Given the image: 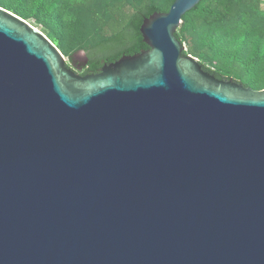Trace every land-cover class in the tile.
<instances>
[{
    "label": "water",
    "instance_id": "1",
    "mask_svg": "<svg viewBox=\"0 0 264 264\" xmlns=\"http://www.w3.org/2000/svg\"><path fill=\"white\" fill-rule=\"evenodd\" d=\"M199 2L83 76L0 8V264H264V89L184 55Z\"/></svg>",
    "mask_w": 264,
    "mask_h": 264
},
{
    "label": "trees",
    "instance_id": "2",
    "mask_svg": "<svg viewBox=\"0 0 264 264\" xmlns=\"http://www.w3.org/2000/svg\"><path fill=\"white\" fill-rule=\"evenodd\" d=\"M173 2L0 0V8L33 20L64 57L85 52L89 73L146 50L139 33L142 21L166 13ZM83 17L93 26H85ZM174 36L185 46L184 55L196 58L216 79H233L253 91L264 89V0H200L181 18Z\"/></svg>",
    "mask_w": 264,
    "mask_h": 264
},
{
    "label": "rangeland",
    "instance_id": "3",
    "mask_svg": "<svg viewBox=\"0 0 264 264\" xmlns=\"http://www.w3.org/2000/svg\"><path fill=\"white\" fill-rule=\"evenodd\" d=\"M68 13L71 14V16H72V14H75V16H76L77 11L75 12L72 9H70L68 11ZM83 22H84L85 26H89V27L93 26V24H90V22H88V20L85 21L84 17H83ZM29 23L33 26L35 25V22L33 20H29ZM65 60H66V64H68L69 67H72L73 65L82 64L85 60H87V54L83 51H77V52H74L73 54H71V58L65 57Z\"/></svg>",
    "mask_w": 264,
    "mask_h": 264
},
{
    "label": "flooded vegetation",
    "instance_id": "4",
    "mask_svg": "<svg viewBox=\"0 0 264 264\" xmlns=\"http://www.w3.org/2000/svg\"><path fill=\"white\" fill-rule=\"evenodd\" d=\"M86 66H87V61L85 60L82 64L73 65L72 67L68 66V68L71 69L75 74H77L79 76H83L86 74H95V73H97V70L100 68V67H98L93 72L85 73Z\"/></svg>",
    "mask_w": 264,
    "mask_h": 264
}]
</instances>
